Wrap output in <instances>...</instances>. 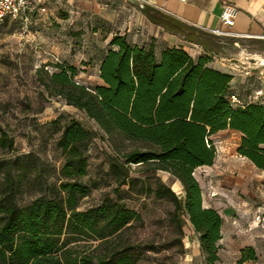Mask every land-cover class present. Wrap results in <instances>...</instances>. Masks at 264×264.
Returning a JSON list of instances; mask_svg holds the SVG:
<instances>
[{
  "label": "trees",
  "instance_id": "16d2710c",
  "mask_svg": "<svg viewBox=\"0 0 264 264\" xmlns=\"http://www.w3.org/2000/svg\"><path fill=\"white\" fill-rule=\"evenodd\" d=\"M155 21L205 44L183 24ZM210 60L208 54L194 58L182 46L166 47L157 54L153 41L132 43L126 33L116 31L100 60V84L89 87L76 81L72 64L47 74L42 84L49 94L84 111L106 134L112 149L106 155L117 191L132 179V171L147 175L167 171L181 182V195L158 176L148 189L171 200L181 237L197 232L205 262L215 264L223 218L217 209L202 205L194 169L214 162L216 149L210 135L230 128L242 134L237 151L264 170V101L232 105L233 75L209 66ZM98 135L74 118L61 127V172L68 179L60 182L58 196L38 197L25 205H18L12 193L0 196V264H136L128 249L117 245L123 243L130 222L139 218L138 212L110 197L98 206L78 209L79 198L91 186L74 178L86 173L85 151ZM12 144L13 139L1 130L0 147ZM84 234L97 242L82 244ZM247 259H256L253 247L242 248L237 263Z\"/></svg>",
  "mask_w": 264,
  "mask_h": 264
},
{
  "label": "rangeland",
  "instance_id": "374dc122",
  "mask_svg": "<svg viewBox=\"0 0 264 264\" xmlns=\"http://www.w3.org/2000/svg\"><path fill=\"white\" fill-rule=\"evenodd\" d=\"M44 5L45 11H33L27 20L6 18L0 23V132L13 139L12 146L0 147V196L12 193L18 205H25L38 197L59 195L60 182L68 178L61 172L64 152L58 139L63 124L74 118L99 133L85 151L86 173L74 178L91 186L79 198L78 209L98 206L106 197L123 202L139 218L130 222L117 248H127L136 264H185L188 248L173 220V203L148 189L157 176L169 184L166 173L132 171V179L117 191L106 134L84 111L49 94L42 84L47 74L68 64L77 69L76 81L89 87L100 84L98 64L111 35L124 26H132L128 34L138 29L135 6L130 0H45ZM203 36V49L221 66L242 69L253 61L250 56L264 51L262 44L231 35ZM80 238L82 244L97 242L85 234Z\"/></svg>",
  "mask_w": 264,
  "mask_h": 264
},
{
  "label": "crops",
  "instance_id": "0c3cea01",
  "mask_svg": "<svg viewBox=\"0 0 264 264\" xmlns=\"http://www.w3.org/2000/svg\"><path fill=\"white\" fill-rule=\"evenodd\" d=\"M44 1L38 0V4L46 7ZM130 2L136 8L138 29L135 33L128 34L132 27L129 25L120 28L119 32L126 33L132 43L148 45L153 41L157 54L166 47L182 46L194 58L201 54L210 56L202 44L190 41L184 33L171 31L162 23L155 21L160 19L183 24L185 31L191 28L204 42L203 35L210 33L231 35L253 44L264 45V0H130ZM225 3H232L239 10L234 24L230 27L224 25L220 19ZM140 35L150 36L151 39L145 42L141 40ZM258 52L250 56L253 61L242 69L229 65L221 66L211 60L208 65L233 75L229 86L230 92L239 94L245 100L264 101V65L258 63V60L264 59V51L260 49ZM257 89H261V94H255ZM241 136L239 131L230 128L212 133L210 139L216 149L214 162L194 169V175L202 190V205L217 209L223 218L221 237L218 240L219 259L215 264L221 259L225 260V264H238L241 249L247 246L254 248L256 259H247L241 264H264V226L259 228L253 221V216L257 213L264 215V170L237 151ZM164 172L166 173L164 177L169 181L168 185L175 191L182 192L181 182L169 172ZM184 242L188 248L185 264H208L200 249L197 232L191 230L185 234Z\"/></svg>",
  "mask_w": 264,
  "mask_h": 264
},
{
  "label": "built area",
  "instance_id": "2783aa9c",
  "mask_svg": "<svg viewBox=\"0 0 264 264\" xmlns=\"http://www.w3.org/2000/svg\"><path fill=\"white\" fill-rule=\"evenodd\" d=\"M45 11L46 7L38 4V0H0V23H2L6 18L17 19L23 18L27 20L28 15L35 11ZM238 8L232 3H225L223 5L220 19L221 22L226 26H232L235 22V19L238 15ZM260 65H264V59L258 60ZM256 95L261 94V89L255 91ZM229 101L232 105L240 106L243 105L246 101L237 93H231L229 95ZM256 225L264 226V215L257 213L253 219Z\"/></svg>",
  "mask_w": 264,
  "mask_h": 264
}]
</instances>
